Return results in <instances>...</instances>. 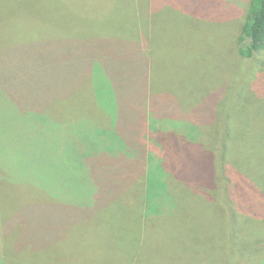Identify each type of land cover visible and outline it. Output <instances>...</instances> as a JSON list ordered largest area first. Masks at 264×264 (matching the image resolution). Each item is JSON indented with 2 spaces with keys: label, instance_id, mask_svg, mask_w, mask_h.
Wrapping results in <instances>:
<instances>
[{
  "label": "trees",
  "instance_id": "1",
  "mask_svg": "<svg viewBox=\"0 0 264 264\" xmlns=\"http://www.w3.org/2000/svg\"><path fill=\"white\" fill-rule=\"evenodd\" d=\"M161 1L153 0L148 25L138 0H0V99L17 107L18 136L28 135L23 144H50L63 168L44 172L34 167L28 172L31 186L18 181L30 199H37L10 211L3 207L0 248L4 254L15 249L19 256L16 247L26 242L31 246L35 237L38 244L44 243L41 248L57 246V254L66 252L74 258L79 244L92 237L93 231L74 239L60 234L35 236L41 226L38 218L47 221L60 208L67 210L60 201L67 185L56 182L62 170H69L81 171L90 184L95 182L97 204L108 211L120 208L127 217L123 229L129 231L122 234L131 258L122 264L145 260L148 264H219L216 253L227 252L229 257L232 245L245 258L246 251L253 249L264 260L260 128L252 131L251 120L234 125L230 121L225 131L218 129L220 123L211 129L224 91L212 94L204 106L192 111L202 137L198 132L188 140L151 127L152 119L159 123L182 119L183 75H176L172 65L203 66L200 53H208L207 41H194L191 36L199 27L196 15L167 5L172 0L159 5ZM244 11L241 23L227 22V52L235 63L230 70L240 61L254 64L264 52V0H249ZM208 55L215 61L211 67L224 72L215 52ZM97 76L105 80L111 96L100 98V90L93 88ZM246 81L245 77L242 84ZM186 84L191 85L189 80ZM74 99L81 104L73 106ZM60 105L64 108L57 113ZM10 126L0 124V140L16 134H6ZM128 133L136 135L129 138ZM120 146L124 152L113 155ZM8 150L0 141V163L12 165ZM143 209L150 215L141 231L134 215ZM243 217L256 230L254 239L243 231ZM16 219L22 228L18 243L12 237ZM7 223L14 224V231L3 233ZM116 239L121 244L118 235ZM81 250V258L71 260L92 264L89 250L85 246ZM236 259L233 264H243L244 259ZM7 261L4 258L2 264Z\"/></svg>",
  "mask_w": 264,
  "mask_h": 264
},
{
  "label": "rangeland",
  "instance_id": "2",
  "mask_svg": "<svg viewBox=\"0 0 264 264\" xmlns=\"http://www.w3.org/2000/svg\"><path fill=\"white\" fill-rule=\"evenodd\" d=\"M138 1L140 4L143 3L145 8L143 17H148L149 25L150 14L154 7V2L153 0ZM166 1L167 0H162L159 5H166ZM169 3L180 12H186L189 15H191L190 13H194L196 15L195 17L198 20L199 26L198 32L195 30V32H192L191 36L194 41H197L198 38L206 40L208 43L206 52L208 53H200L203 66L198 65V67L187 68L186 65L177 63L172 65L176 75L178 74L186 77L185 73L188 74V79L180 76V90L183 92V95L181 92L180 101L183 100L185 106V108L182 109L183 116L180 121H163V123H159L152 119L151 127L154 132L161 129L160 131L163 133L172 132L188 140L200 132L202 137L203 132L201 130L199 131V126L194 122L191 116L192 111L197 107L200 108L204 106L203 104L212 94L217 92L216 94L221 95V91H224V96L216 107L215 119L212 124L210 123L212 125H210L211 129L218 123H220L218 124V129L225 131L230 121H232V125L238 121L242 123H245V121L252 123L253 121L252 131H258L259 127L260 135H264V75H262L264 74V52L261 53L262 55H260L259 59L256 60L254 64L248 65L246 62L241 63L240 61L232 70H230V68L235 63L229 58L227 52V30L228 27H230L227 22L231 21L237 23L239 20L241 23V19L243 20L245 17L244 10L249 0H172V2L169 1L167 5H169ZM148 30L149 26L145 28V33ZM212 52H215L216 63L219 62L224 67V72L211 67V61L214 60H212V57L208 54ZM249 75H251V77L248 79ZM245 77L248 81L242 84V80ZM188 80L191 85L186 84ZM105 86V80L97 76V83L93 88L96 92L100 90V98L111 96L110 90ZM85 89L87 90L86 87ZM80 97H84V92L80 93ZM72 101L75 107L81 104V101H78V99ZM1 104L3 106L1 107L2 114L0 115V124L11 125L10 130L9 127H6V134H14L13 131L17 134H15L16 136L10 135L7 137L4 135L0 140L2 146L9 148L8 152L11 154L8 155V157L12 160V165L5 162L0 163V214L3 215V207L6 211H10L12 208L19 206L22 208L24 204L26 205L31 203L32 200L37 199L36 197L30 199L25 189L18 187V181L20 179L26 181L25 183L28 186H31L29 184H31V182L33 183V181L28 177V172L32 168L37 167L44 172H47L51 168H54V170L63 168L60 167L62 162L55 156L54 149L50 144L44 143L38 145L30 142H26L25 145L23 144L22 138L27 141L28 135H26V138H24L22 134L18 136V126L15 122L18 121L17 107L12 103L11 105L8 104V102L2 103L0 99V105ZM212 104L213 103L209 105L210 108ZM63 108L64 105H60L57 109V113L63 110ZM253 116L257 119L253 118ZM90 129L92 128H89V130ZM211 129H207L206 132H210ZM135 135L134 133H128L127 137L134 138ZM219 136H221V134H219ZM121 148L122 146L117 147L113 155H119L124 152ZM22 151L24 154H22ZM163 153L165 154L166 152L163 151ZM103 156H107L105 151H103ZM70 161L75 164L79 163L73 160ZM169 161L170 158H168L165 163L169 165ZM79 168L83 167L79 166ZM156 174H158V172H156ZM80 181L83 182L80 183ZM60 182L63 187L67 185V187L64 188V194L60 196V201L67 205V210L60 208L58 213L55 214L54 212L53 214H55V216L50 215L47 221H44L45 217L38 218L36 222L41 226L38 229L39 231L35 233V236L47 238L53 234L55 236L60 234L74 239L84 232L88 233L93 231L92 237L79 244L78 254L74 258H72V256H67L66 252H63L62 255L57 254V246H52L51 248H48L50 247L48 246L46 249L41 248L44 245L42 240H40V244H38V239L33 237L31 246L26 242L16 247V249H18L16 254L19 256L15 255V251H13L15 249L8 250V253L4 254V251L0 248V264H2L4 258L8 259L7 264H62V262L63 264H68L69 261V264H83V260L72 261L71 259H80V252L84 246L89 250L86 251V253H91L92 257H94V259L91 260L92 264H122L123 261H129L131 258L130 253L125 252L126 245L122 234L129 231V229H123L127 227L128 220L126 219L127 217L121 213V209L117 207L114 209V207H111L108 211L104 205L97 204L94 200H96L98 186L95 182H91L90 184L89 179L83 175L81 171L79 173H73L69 170H62L60 181L56 183L58 184ZM32 187L41 189L39 186ZM62 213L64 215L63 218L61 217ZM149 215L150 212L148 213L145 209L134 215L138 224L140 223L139 229L141 231H143V223ZM15 224L17 227L16 233L12 237L13 241L18 243L20 239L18 238V233L22 228L17 219L15 220ZM242 224L243 231L247 232L246 234L251 235V238L254 239L255 235L253 234L257 235V232L255 229L251 230L253 227L251 226L249 218L243 217ZM13 225L14 224L7 223L2 229L3 233L14 231ZM251 232L253 233L251 234ZM117 235L122 241L121 244L118 243L116 239ZM263 236L264 235H261L260 237ZM229 249L231 250L229 257L227 252L223 254L221 252L216 253L215 256L221 258L219 264L237 263V259L233 260L235 257L244 259L242 260L243 264H264V260L260 259L257 251L253 249H248L246 251L248 258H245L242 255V250H239L235 245H232ZM20 252L22 254H20ZM46 258L48 260H46ZM61 258H64L62 262L60 260ZM143 264L148 263L145 260ZM239 264L242 263L239 262Z\"/></svg>",
  "mask_w": 264,
  "mask_h": 264
}]
</instances>
